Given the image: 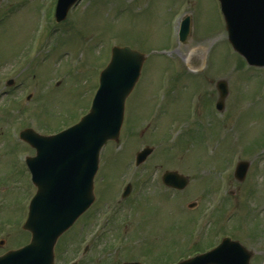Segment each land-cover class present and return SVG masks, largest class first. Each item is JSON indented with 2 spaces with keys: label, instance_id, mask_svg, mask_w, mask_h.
I'll use <instances>...</instances> for the list:
<instances>
[{
  "label": "rangeland",
  "instance_id": "1",
  "mask_svg": "<svg viewBox=\"0 0 264 264\" xmlns=\"http://www.w3.org/2000/svg\"><path fill=\"white\" fill-rule=\"evenodd\" d=\"M49 1L0 0V75L11 68V56L27 46L38 28L47 34L53 30L48 15ZM92 1L84 0L80 6L76 28L82 21L94 24L90 33L96 40L79 44L76 33L67 39L63 33L58 35L65 39L66 46L79 50L75 61L83 60V65L68 69L57 60L56 52L51 53L32 69L33 73H39L36 85L41 103L32 104L37 97L33 99V94L21 103L28 104L29 109L36 106V115L43 123L67 122L64 125H68L85 111L76 112L94 93V69L103 58L105 41L127 43L146 53L148 60L126 101L127 119L122 124L119 140L110 141L101 151L96 203L84 224L82 218L65 233L58 246L63 252L57 255L54 264L75 259L74 245L89 230L84 226L93 225L126 227L121 241L125 247L121 243L112 246L115 239L109 238L111 231L106 237V252L100 253L103 249L100 245L99 249L95 248L100 254L94 255L92 248L85 264L92 260L97 264H113L126 258L145 264H168L194 248L202 249L212 241L218 242L221 234H227L224 233L227 229L222 227L230 228L228 225L232 224V218L226 221L230 213L245 219L240 226L243 230L232 229V233L247 249L256 252L251 255V264H264V256H256L259 250L264 251V68L248 67L233 52L218 0H137L139 6L129 11H122L118 0H104L103 5L96 0L90 5ZM184 17H188L192 42L178 49L177 26ZM196 66L200 68L196 75L182 72ZM167 72H172L170 77ZM53 75L64 77L55 90L49 86L53 84L54 79L50 77ZM219 79L227 80V97L221 111L223 123L211 115L218 98L215 82ZM167 80L170 86L167 95H170L163 100L161 95ZM24 87L28 88L27 92L32 91L31 85L23 84L20 99L25 94ZM3 109L5 105L1 102L0 111ZM8 110L6 106L10 119L15 113ZM7 123H0V239L3 241L0 253L29 239V233L21 225L26 218L31 187L23 166L9 158V149L18 147L5 132ZM21 123L34 129L39 127L36 116L29 114L21 116ZM145 145L153 146L154 151L134 168V154ZM19 149L22 156L29 152L23 145ZM238 160L249 162L241 183L233 176ZM165 169L187 175L188 185L177 192L162 186L160 175ZM127 182L134 188L133 195L117 201L118 192ZM249 187L254 200L245 197ZM139 189L142 191L137 197ZM135 198L140 201L132 206ZM219 199H222L219 206L209 216V208ZM127 249L132 252H127L125 257L123 253Z\"/></svg>",
  "mask_w": 264,
  "mask_h": 264
},
{
  "label": "water",
  "instance_id": "2",
  "mask_svg": "<svg viewBox=\"0 0 264 264\" xmlns=\"http://www.w3.org/2000/svg\"><path fill=\"white\" fill-rule=\"evenodd\" d=\"M72 1H58V18L64 16ZM221 2L233 47L249 63L264 65V0ZM123 56L135 59L138 54L128 48L114 50L111 62L101 73L90 112L78 124L52 137H40L31 130L21 133L22 138L38 149V158L28 160L32 171L37 173L35 183L38 187L25 224L32 232V241L23 248L1 255L0 264H51L57 234L91 202L98 151L108 138L117 137L123 100L136 78V69L130 78L119 64ZM149 151L150 148H145L138 154L137 161ZM246 167L245 162L237 165L235 174L238 178L243 177ZM237 248L236 242L224 239L215 250L178 264H234L226 260V254ZM239 264H245V261Z\"/></svg>",
  "mask_w": 264,
  "mask_h": 264
}]
</instances>
